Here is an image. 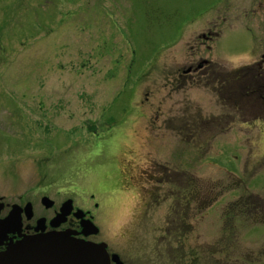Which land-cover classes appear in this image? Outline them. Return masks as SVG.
I'll list each match as a JSON object with an SVG mask.
<instances>
[{"label":"rangeland","instance_id":"374dc122","mask_svg":"<svg viewBox=\"0 0 264 264\" xmlns=\"http://www.w3.org/2000/svg\"><path fill=\"white\" fill-rule=\"evenodd\" d=\"M241 2L0 0L2 203L70 198L123 264H264V110L219 97L264 48Z\"/></svg>","mask_w":264,"mask_h":264},{"label":"flooded vegetation","instance_id":"af4514ba","mask_svg":"<svg viewBox=\"0 0 264 264\" xmlns=\"http://www.w3.org/2000/svg\"><path fill=\"white\" fill-rule=\"evenodd\" d=\"M245 0H242L241 4H243V10H249L251 12H254L256 10L263 9L264 10V0H248L246 3L248 5H244ZM237 6V2H236ZM246 15V14H245ZM252 20V18H251ZM217 21V20H215ZM215 27V25L209 26L204 32H201L199 37L206 39L210 38L212 34H215V32L211 31V27ZM253 49L248 51L249 60L252 58L257 60H254L251 64H242L241 66H232L230 69V76L229 78L224 77L223 82L221 81L220 89H219V97L221 98V95L225 100L230 104L228 105L230 109L232 108L233 111H236L235 113L240 114V116H243L245 112H254L256 108H259L260 111L264 110V48L263 51H255L258 47L262 46V42L260 41H254L253 40ZM202 60L197 61L195 64L188 65L183 70V73L188 78L192 73L202 74L204 77L206 76V72L209 70H213L214 66H218L214 64L210 59L208 58H200ZM219 63V62H217ZM225 65V64H224ZM221 66V65H220ZM222 68V66H221ZM214 69H216L214 67ZM219 70V68L217 69ZM207 79V78H206ZM205 80V78H204ZM212 82V80H205V84H209ZM212 84V83H211ZM225 103V101H223ZM225 105H227L225 103ZM251 106V108H249ZM255 106V107H254ZM225 119H228L230 121H234L232 116L228 115L225 117ZM188 122H185V128L187 129V136L190 135V120L187 118ZM201 125L207 124V126H210L211 124H219L221 122L220 118H214L212 120H207L205 122L199 121ZM145 175H148L146 172ZM149 176V175H148ZM153 176V175H151ZM152 180V179H151ZM161 182V180L156 178V183ZM41 197V196H40ZM90 198H93V195H90ZM70 198H64L60 201V204L58 206H55L54 204L50 208L44 209H51L49 214H46L45 211H43L41 214L36 215L35 207L33 206L32 202L28 199H26L23 195L18 196V202H13L11 204H3L0 198V202L2 203V208L0 209V218L5 217L8 212L12 209L13 205H17L19 208V216H20V229L19 232H14L8 234V238L15 241L20 239L22 235H32L36 233H40V225L43 226V232L47 231H63L67 232L71 237L82 239V240H91L94 241L95 235H89V229L87 228V223L85 222L87 219H91L92 222H94V216L88 209H82L83 215H79L78 217L74 215L75 209H77L76 206H72L69 213L65 215L56 225H50V220L60 212V207L62 206L63 202ZM27 203H30V209L26 210L24 207ZM93 208H98V203L93 202L92 203ZM79 208V207H78ZM5 210V211H4ZM4 211V212H3ZM43 221V222H42ZM39 226H38V225ZM39 227L37 230L35 227ZM97 235V234H96ZM97 242V241H95ZM5 248V245H0V251ZM194 262V261H193ZM191 263V261L188 262V264H195Z\"/></svg>","mask_w":264,"mask_h":264},{"label":"water","instance_id":"95a60500","mask_svg":"<svg viewBox=\"0 0 264 264\" xmlns=\"http://www.w3.org/2000/svg\"><path fill=\"white\" fill-rule=\"evenodd\" d=\"M41 202L45 207L52 205V201L47 196H43ZM64 202L60 212L50 220V225H56L71 210V200L67 199ZM1 208L2 203H0ZM24 208L30 209V203ZM82 214L80 209L74 213L77 217ZM87 221L89 234H95L97 228L90 220L89 223ZM20 226L19 208L13 205L8 214L0 218V245H5L0 251V264H110V262L123 264L117 254H109L106 251V245L102 242L76 239L63 231L43 232L41 225L40 233L22 235L15 241L9 239L8 234L18 233ZM38 226L35 227L36 230Z\"/></svg>","mask_w":264,"mask_h":264}]
</instances>
